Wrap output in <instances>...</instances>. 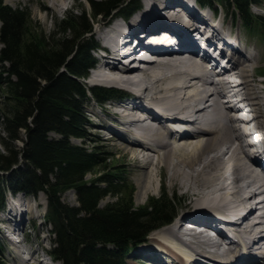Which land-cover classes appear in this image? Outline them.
I'll return each instance as SVG.
<instances>
[{
  "label": "trees",
  "instance_id": "trees-1",
  "mask_svg": "<svg viewBox=\"0 0 264 264\" xmlns=\"http://www.w3.org/2000/svg\"><path fill=\"white\" fill-rule=\"evenodd\" d=\"M199 1L233 8L248 32L264 37V16L249 11L250 4L264 0ZM126 4L89 0L90 13L69 14L59 22L57 33L45 36L29 28L27 13L0 0V124L5 137H0V208L6 190L32 197L43 192L45 220L53 235L50 255L61 264H126V252L176 213L175 202L163 197L134 208L133 187L109 163L110 154L98 146L86 149L70 142L86 135V92L80 79L94 60L92 41L85 42V36L93 18L109 16ZM110 91L91 89L99 101ZM21 132L25 141L19 149L14 142L23 140ZM94 172L99 176L86 180ZM68 190L75 192L77 207L61 202ZM106 196L116 201L100 207ZM1 251L0 243V264H6Z\"/></svg>",
  "mask_w": 264,
  "mask_h": 264
},
{
  "label": "bare ground",
  "instance_id": "bare-ground-1",
  "mask_svg": "<svg viewBox=\"0 0 264 264\" xmlns=\"http://www.w3.org/2000/svg\"><path fill=\"white\" fill-rule=\"evenodd\" d=\"M44 2L50 6L52 11H57L58 8H64L68 5V0H44ZM140 4L142 8L139 14L145 15L146 18H154V11L163 10L160 0H140ZM187 5L190 7V2ZM210 12L208 13L209 16L213 17V10L210 9ZM166 13L167 16L175 14L172 9ZM139 14L131 17L132 25L137 23ZM146 22L145 20L144 23ZM217 25L219 27L216 28L222 30V35H230L229 29L232 26V21L226 23L224 19H220ZM119 26L120 24L116 22L112 34L105 35L101 42L95 43V45L108 47L111 51L120 36V30L117 28ZM141 26L146 31H153L147 30L149 28L147 24ZM236 39L239 40V37L236 36ZM236 46L240 47L238 44ZM108 48H106V52L110 53ZM131 57L132 54L124 59L128 60ZM160 57L161 59L157 63L145 64L143 70L134 69L130 66L119 69L115 64V59L111 56L106 57L105 63L98 66L97 79L99 81L106 84L138 85L139 89L136 95L138 99L140 98L145 102L142 106H135L132 109L111 110L113 104L107 108L116 111V113L113 112V115L111 112L105 111L104 114L107 118L110 115L118 117V122L112 126L117 128L119 133L112 135L110 139L120 142L122 156L132 155L135 164L134 170L138 173V184L143 194L148 193L147 185L153 179L152 172H146V169L152 166L153 160L151 162L146 161V158H151L144 154L142 157L145 158L142 159L134 155L142 154L147 150L153 151L157 155L162 152L160 157L166 167H158V175L168 182L169 187H179L184 191V194L193 195L194 204L189 203L184 207L197 212L194 222L198 228L207 229L213 213L218 211L217 209L227 208L231 201L238 199L244 189L251 188L245 199L250 200V197L254 195L260 199L257 204L255 203L256 209L251 213L252 219L255 221L249 225L245 224L243 228L249 227V230H246L248 239L253 240L256 244L258 241L264 242V170H260V173L255 171L253 167L260 165L257 160L247 155H244L245 159L241 158L242 155H239L241 148L234 147L232 142L234 136L237 139L242 137L239 131L244 129L246 130L245 137L251 141L252 145L261 144L264 146V95H261L264 78H258L257 74H255L256 79L253 78V70L258 65L259 59L253 54L247 63L239 65L240 69L237 76H232L229 72L226 73L225 81L222 82L223 85L217 89L214 87L218 86L219 83L208 82L199 86L196 85L200 82L197 72L202 70L197 60L180 59L172 55H161ZM137 77H140V82L136 81L135 78ZM91 85L105 86L103 84ZM239 86H242L243 93L248 97L243 99L234 93V90ZM151 106L169 111L174 120L173 123H183V120H187L186 117L194 114L198 131L186 134L177 143L172 142L170 139L171 130L166 124L160 123L157 119L150 123H144V116ZM250 114L252 116L249 119ZM169 116L170 114H166V117ZM103 126L105 130L108 129L105 121L102 120L99 127L103 128ZM227 126L230 127L232 133L231 139L229 135L219 136L220 132L225 134ZM216 135L218 136L214 139ZM131 136L134 140L133 138L130 140ZM195 139H201V141H195ZM208 150L211 155L206 157L204 152ZM249 168L260 175L262 181L253 178ZM215 206L219 207L216 208ZM245 208L248 209L249 207L245 206ZM26 211H29V207ZM179 228L180 226L177 229ZM163 231V229L159 230L150 238L152 242L149 241L151 245L147 248L148 250L162 249L176 264H198L200 261L202 262L200 264L228 263L225 260V248L220 249L218 243L220 234L208 237L198 233H189L195 248L191 250L192 253L177 255L174 249L162 240L164 239ZM35 252V250H30V254L28 253L23 264H32L31 260ZM261 253L264 255V248ZM146 262L161 264V261L153 256L147 258ZM40 263L43 264L38 256L37 264ZM252 264L257 263L252 261Z\"/></svg>",
  "mask_w": 264,
  "mask_h": 264
},
{
  "label": "rangeland",
  "instance_id": "rangeland-1",
  "mask_svg": "<svg viewBox=\"0 0 264 264\" xmlns=\"http://www.w3.org/2000/svg\"><path fill=\"white\" fill-rule=\"evenodd\" d=\"M96 1H99V0H96ZM2 2H3V4L8 5L12 9H18V10H21V11L27 13L28 14L27 16H28L29 22H30L29 28L34 33L42 32L45 36H49L53 33H57L59 31L57 28L59 22L61 20H63L65 17H67L69 14L80 15L83 12L90 13V7H89L88 3L86 2V0H68V5L64 8H58L57 11L56 10H53V11L50 10V6L49 5L47 6V4H45L44 0H41V1L40 0H2ZM214 6L216 7V5H214ZM220 11H222V10H220ZM253 12L257 13V14L264 15V6L253 8ZM226 18H228L227 19L228 22L230 19L231 20L233 19L232 20L233 25H234L233 31L235 33H237V31L239 29L237 27H238L239 23H236L234 18H230L228 16H226ZM100 25H101L100 18H97V19L93 18L92 19V29H91V33H92L91 36L92 37H90V34L87 35L85 37V42L86 41L88 42L91 39L95 40L96 43L98 42V39L96 37L97 36L96 30ZM0 27H1V22H0ZM242 32L243 31L240 32V36H241V38H243V40H245ZM253 41H254V44L258 47V55L260 56L259 65H264V40L259 39V38H257V39L254 38ZM255 45H252V47ZM1 48H2V45L0 44V49ZM92 55H93L94 59L96 60V56H98V53L96 51H93ZM4 66H6V64H4ZM0 71H1V68H0ZM256 72H257V69L255 68L253 70V78L256 77L255 74L258 73V72L257 73ZM2 77H4V75ZM83 83L86 85V87L92 86L91 84H101V83L89 82L87 79H85L83 81ZM121 85H124V84H121ZM100 107L101 106L96 105L94 102H89L86 105L85 116L87 117L88 122H89V124L86 125V129H85L87 136L84 139L71 138L70 142L75 144V145L86 147L88 149H91L93 146H98L99 148H101V150L108 152L110 154L109 163L112 166L117 167V169L115 171L122 173V177L127 178V181L132 184L131 185L133 187L132 203H133V207L136 209L146 206L147 203L149 202V200L152 198H154V199L159 198L160 194L163 196L164 200L174 201L175 206L178 209V211H180L181 207L187 206V204H189V203H193L195 201L193 195H191L190 193L184 194V191L179 187H173V188L169 187L168 182L165 181L164 178L159 177L158 172H157V168L158 167H166L164 161L160 157L162 152H159V154L157 155L155 152L147 150L142 154L140 153V154L134 155V156L140 157L142 159V158H145L144 156L142 157V155L144 154L146 157L151 158V159L146 158V161L151 162L153 160L152 166H150L149 169H146L147 173L152 172V174H153V179L147 185L148 193L143 194L142 193L143 191L141 192V188L138 184V173L134 170L135 164L133 163L132 155L127 154V155L122 156L121 155L122 146L119 145L120 142H116L115 140H111L110 139L111 136H108L107 140H105V137L110 133L105 131L104 126H103V128L99 127L102 124V120H103V121H105L106 127L117 132L116 129L114 130V128L110 126V123H114L113 122L114 119L110 116L113 115V112L116 113V111H111V110L107 109L108 105L105 104V105H102V107H105V108H102V112H101ZM105 111L111 112V115L108 116L109 118H107L106 115L104 114ZM251 116L252 115L250 114V118H251ZM99 120H101V121H99ZM98 122H100V123H98ZM95 123H98V124H95ZM94 125H99V126L95 127ZM2 130L3 129H2V126L0 124V137L5 138ZM106 130H108V129H106ZM216 132H218V131H216ZM227 135H229V137L231 139L232 133L230 132V127H228V126L226 127L225 134L223 135L220 132L219 136L222 137V136H227ZM217 136L218 135H216L214 137V139ZM49 137L59 138V135H57L55 133H50ZM21 138L23 139L22 141L19 140L18 142L17 141L14 142V144L17 145L19 147V149H21L23 147V142L25 141V136H24V134H22V132H21ZM198 140L201 141V139H195V141H198ZM170 149H173V148L170 147ZM0 152H4L3 146L1 145V143H0ZM240 157L245 159L244 156H240ZM250 173L253 175V178H257L260 181H262V177L260 175H258L255 171H252L250 169ZM99 174H98V172L88 174L86 176V180H91L92 178L99 176ZM60 200L62 203L66 204L68 206H71V207H77L78 206L76 194L72 190H68V191H65L64 193H62ZM16 201L24 202L25 206L27 205L31 209L30 213H26L24 215V218L26 220H25V223L23 224V226L26 228V233L28 234L29 242L34 244V249H36V250H37V244L36 243H38V245H40L42 247H44V243H45V245L48 247V249H50L51 240H50L49 227L42 225L39 222V220H41V218H37V213H40V214L45 213V209H46L45 195L43 193H40L38 199L37 198L33 199L32 197H26V196H19V197H16ZM115 201H116V198L106 196L103 200H101V202L99 203V206L102 207L106 204H110V203H113ZM37 204L39 205V208H41V209H37ZM212 206H213V204H212ZM215 207L218 208L219 206H215ZM5 211H6V209H5ZM5 211H4V213H5ZM155 232L153 231L152 234L151 233L149 234V236L146 238V241H147L146 243H148L150 241V238L152 236H154ZM0 234L5 238L4 245L6 246V248H5V252L3 254V257L5 258V260L8 261L9 264L20 263V258H18V257H21V255L19 254L17 257L14 253L15 249H14L13 245L10 243V241H8V239H6V237L4 236V233L3 234L0 233ZM150 242H152V241H150ZM153 243L158 244L156 242H153ZM33 252H30V253H33ZM153 255H154L153 253H146V255H144V257H143L140 254L135 253L134 255L129 256L128 262L130 264H144V261L142 258H151L150 256H153ZM37 258H38V255H36V252H35L33 259L31 260V263L37 264ZM44 262L46 264H48V260L45 257L43 258V263Z\"/></svg>",
  "mask_w": 264,
  "mask_h": 264
}]
</instances>
